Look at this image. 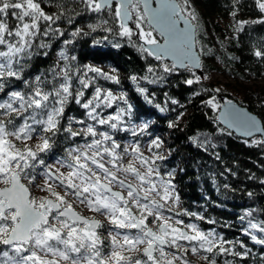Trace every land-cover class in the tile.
Wrapping results in <instances>:
<instances>
[{
  "label": "snow or ice",
  "instance_id": "6c2138e0",
  "mask_svg": "<svg viewBox=\"0 0 264 264\" xmlns=\"http://www.w3.org/2000/svg\"><path fill=\"white\" fill-rule=\"evenodd\" d=\"M73 2L92 13H101L106 8L114 11L120 21L119 35L127 37L132 46L157 60L165 56L173 58L171 65H164L165 73L179 67L190 69L199 66L197 57L191 52L190 21H195L196 15L189 0H184L183 4L175 0H155V8L151 7L152 0H115L114 8L113 0ZM255 5L264 13V0H255ZM66 11L70 10L62 5L57 14L50 15L41 7L40 0H0V264H176L177 260L181 264H189L182 255L176 254L189 250L192 254H213L218 250L216 254L228 253L244 258L247 250L234 252L226 248L225 244L230 242L214 231L204 232L196 224H186L181 219L170 222L173 217L163 214L168 200L178 204L179 196L174 195L175 186L160 177L156 163L162 158L160 153H154L149 159L141 153L138 143L131 142L121 149V144L109 131L98 130L94 124H86L84 120L66 117L65 108L71 99L86 110V116L95 125H107L113 132L131 131L133 136L145 131L146 123L137 130V126L125 120V116H131L133 107L126 94L116 95L96 86L91 98L85 99L84 89L94 82V78L88 77L89 72L119 84L117 76L92 66H87L83 74H79L81 70H74L69 62L75 57L70 58L65 49L57 54V63L47 72L26 75L28 62L35 54L34 48L47 49L50 45L44 38L64 35L59 27L54 28L53 25ZM186 11L189 19L185 20V28L181 31L176 27V18ZM68 22L72 23L71 15ZM129 22L134 24L135 31ZM102 23L107 24V21ZM245 23L238 22L237 30H243ZM252 23H264V18ZM89 27L95 30L96 26ZM157 31L165 37L163 45L154 35ZM79 34L80 29L77 28L69 35L75 38ZM133 35L143 43L137 45L133 42ZM72 43L73 39L63 41L65 46ZM42 54L48 56L47 51ZM254 55L264 59V51L256 50ZM131 79L135 82L137 78L132 76ZM199 79L196 77L195 82ZM74 80L79 86L75 91ZM14 81H19L20 85ZM185 83L192 85L194 80L188 79ZM138 91L145 93L143 88H138ZM118 101L126 107L118 104L116 115L102 117L97 111L101 106L110 108ZM206 104L213 109L218 107L214 97ZM65 119L67 123H63ZM224 119L230 126L235 123L243 128L245 135L264 131L254 119L235 110L231 102ZM74 123L84 127L73 130ZM58 134L64 135L65 140H74L82 135L85 138L84 144L67 147L65 157H53L55 165L67 169L66 172L46 164L44 159L53 153L54 137ZM29 141L35 143L30 144ZM160 143L153 140L151 148H159ZM256 143L264 144V140ZM125 155L132 157L127 165L122 163ZM136 161H139V168ZM37 167L42 169L40 175L45 177L41 191L48 194L39 200L24 183L25 180L29 184L35 181ZM140 168L144 171L141 172ZM118 173H123L125 178L121 179ZM154 174L157 179L153 178ZM54 188H60L63 195ZM114 188L120 190L114 191ZM69 196L90 211L105 216L111 225L107 237L100 231L104 225L79 215L68 201ZM167 210L172 211L171 208ZM180 215L192 214L176 213V216ZM246 215L250 217L252 214L248 212ZM150 216L153 221L148 220ZM196 218L203 219L200 216ZM244 219L241 217L242 221ZM153 222H157L156 230L149 227ZM255 233L264 234V222L249 219L243 234L253 243L264 246V235ZM240 247L246 248L242 242ZM201 259L205 264H217L215 255H202ZM225 264L231 262L225 261Z\"/></svg>",
  "mask_w": 264,
  "mask_h": 264
},
{
  "label": "trees",
  "instance_id": "16d2710c",
  "mask_svg": "<svg viewBox=\"0 0 264 264\" xmlns=\"http://www.w3.org/2000/svg\"><path fill=\"white\" fill-rule=\"evenodd\" d=\"M178 2L183 4L184 0ZM40 3L50 15L57 14L62 5L70 11H66L53 25L54 28L59 27L64 35L44 38L50 45L47 49L34 48L35 54L28 62L26 75L47 72L57 63V54L65 49L70 58L75 57L69 62L74 70H81L79 74H83L87 66H92L117 76L119 84L89 72L88 77L94 78V82L84 89L85 99L91 98L96 86L117 92V95L126 94L133 107L131 116H125V120L133 124L145 118L153 123L143 135L134 136L139 146L143 147L157 133L164 136L163 142L169 157L159 159L156 163L160 173L174 174L172 180L179 190L182 213L192 214L182 215V218L187 223L196 221L204 232L214 230L218 236L230 242L225 247L234 252L247 250L244 258L228 253L216 254L218 250L213 254L201 252L200 255H215L217 264H225V261L231 264H264V246L253 243L250 237L243 234L249 219L264 222V144L256 143L262 141L260 138L244 140L223 128L217 120L219 109L206 104L213 97L218 104V95L223 94L246 106L264 125V59L254 55L256 50L264 51V23H252L264 18V13L258 10L255 0H189L196 15L193 22L197 26L202 75L216 70L253 81L251 84H240L241 90L236 97L232 91L223 88L218 90L201 79L195 82V78L202 75L191 68L165 73L164 65L171 63L142 53L129 43L127 37L119 35L120 21L114 11L106 9L101 13H92L73 0H40ZM69 15L72 16V23L68 22ZM105 20L107 24L102 23ZM238 22H247L243 30H237ZM89 25L96 26L95 30ZM144 27L148 28L146 23ZM77 28L80 34L75 38L70 37L69 34ZM132 28L135 31L134 24ZM154 35L160 40L156 33ZM67 39H73V43L65 46L63 41ZM132 41L141 44L136 35L132 36ZM44 51L48 52L47 57L42 54ZM149 68L153 71L149 72ZM132 76L137 78L135 82ZM188 79L194 80V83L186 84ZM14 83L20 85L19 81ZM73 85L75 91L79 87L75 80ZM138 88L145 89V93L141 94ZM118 104L126 107L118 101L110 108L101 106L97 111L102 117L116 115ZM65 113L66 117L84 120L86 124H94L98 130L109 131L115 140L123 143L130 137V131L113 132L107 125H95L86 116V110L74 100H69ZM63 123H67L66 119ZM75 126L84 127L74 123L73 130H79L74 129ZM54 139L56 144L53 153L44 157L46 164L54 161V156L65 157L67 147L85 143L83 135L74 140H65L64 135L58 134ZM123 147L124 144H121V149ZM163 150L162 146L153 148L154 153H162ZM41 171L40 167L36 168V179L31 184L37 183ZM31 184L28 183V186L31 187ZM248 212L252 214L250 217L246 215ZM197 216L203 219H197ZM241 217L245 219L242 221ZM241 242L246 248L240 247ZM179 253L188 260L182 251ZM192 264H205V261Z\"/></svg>",
  "mask_w": 264,
  "mask_h": 264
},
{
  "label": "rangeland",
  "instance_id": "374dc122",
  "mask_svg": "<svg viewBox=\"0 0 264 264\" xmlns=\"http://www.w3.org/2000/svg\"><path fill=\"white\" fill-rule=\"evenodd\" d=\"M184 14L186 15V12H184ZM187 16V15H186ZM146 25H147V22H145ZM148 26V25H147ZM200 79L206 83H209V84H212L214 85L215 87H217L218 90H221V88L225 89V90H228V91H232L233 94L236 96H238L239 94V91L241 90V86L240 84H251L253 83L252 80H242V79H239L235 76H233L232 74L228 73V72H220V71H211L209 74H206V75H202L200 76ZM116 93V95L118 94L117 92H114ZM220 107V103L218 102V107L217 109H219ZM140 126V125H139ZM74 129H81V127L79 126H76ZM30 144H34L35 141H29ZM130 141L128 143H125V146L129 145ZM82 145V144H81ZM151 148V142L147 143V145L145 146V148L143 150L140 149L141 153H144L146 154V156H148L149 158H153V155L154 153H152L149 149ZM152 151H153V148H151ZM162 158H167V154L165 153V155H162L161 156ZM161 158V159H162ZM108 158L105 157V160H107ZM132 160V157L130 155H125L124 156V159L122 161V163L124 165H127L130 161ZM50 165H53L54 167L56 168H59V165H55V162L52 161L49 163ZM136 166L139 168L140 165H139V161H136ZM108 167H111L110 165H108ZM60 171H63V172H66L67 169L65 168H59ZM140 171L143 172L144 171V168H140ZM122 173H118V175H120ZM155 176V174H154ZM121 179H124V175L122 176H119ZM128 179H131V177H129ZM158 182V181H157ZM25 184H28L29 182L27 180L24 181ZM45 183V177L40 175L39 176V179L37 181V183H34V184H31V193L32 195L37 199L39 200L41 197H45L47 196L48 194L46 192H43L41 191V188L43 187ZM133 183H137L136 181H133ZM55 191L57 192H60L61 195H63V191L60 189V188H54ZM113 190H120L118 188H114ZM175 192V191H174ZM68 201L70 203H72V206L74 207V204H80L81 207H83V210L86 211L88 214H91V215H94L98 218H100V216L96 215L95 213H92L88 207H86L84 204H81V203H77L74 198L72 196H69L67 197ZM157 199V197H156ZM171 204V202H170ZM172 205V204H171ZM93 217V216H92ZM105 216H103L102 218L104 219ZM105 220V219H104ZM110 230V229H109ZM108 230V231H109ZM186 247H190L188 246L187 244H185ZM143 246H141V250H142ZM174 251V250H172ZM177 255H181V253L177 252L176 253ZM135 255V254H133ZM184 255H187V261L189 262V264L192 262H199L201 261V255L200 253L199 254H192L191 251L189 250L188 252L184 253ZM184 259V258H183ZM181 264V261L180 260H177L176 261V264Z\"/></svg>",
  "mask_w": 264,
  "mask_h": 264
},
{
  "label": "water",
  "instance_id": "95a60500",
  "mask_svg": "<svg viewBox=\"0 0 264 264\" xmlns=\"http://www.w3.org/2000/svg\"><path fill=\"white\" fill-rule=\"evenodd\" d=\"M175 2L179 3L178 0H175ZM114 5H115V0H113V7H114ZM156 6L157 5L155 3V0H152L151 7L155 8ZM142 7H143V5H141V8ZM176 19L178 21L176 27L178 30L182 31L185 28V20H188L189 17L186 16L184 13H182ZM190 24H191L190 33L192 35L191 52L195 57H197L198 62H199V66L192 67L191 69H193L194 71H196L200 75H202V56L200 54V51H199L198 45H197V26L193 21H190ZM132 25L133 24L131 22H129V26L132 27ZM155 33L161 39V40H158V42L161 45H163L165 43V37L161 36L159 31H157ZM140 43L142 44L143 42L140 41ZM152 57L155 58L154 56H152ZM162 60L167 61L171 64L173 62V58L171 56H165ZM177 70H186V68L179 67ZM218 101L220 103V107H219L218 114H217V120L222 125L223 128H225L229 132L235 134L237 137L244 139V140H251L253 138H260L261 140H264V131H252L250 135H245V130L243 128L239 127L235 123H231V126H230V123H226L225 119H224V114L229 107V102H231V106L235 110H238L241 113L247 114L249 117H251L252 119H254L256 121V124L259 128L264 129V125H263L261 119L256 114L251 112L246 106L241 105L240 103H238L234 99H229L228 97H226L223 94L218 95Z\"/></svg>",
  "mask_w": 264,
  "mask_h": 264
},
{
  "label": "built area",
  "instance_id": "2783aa9c",
  "mask_svg": "<svg viewBox=\"0 0 264 264\" xmlns=\"http://www.w3.org/2000/svg\"><path fill=\"white\" fill-rule=\"evenodd\" d=\"M148 122L149 121H146V120H143V121H141V122H139L138 123V125H137V130H139V125L141 126V125H143V124H147L148 125ZM157 138V137H156ZM157 139H159V138H157ZM167 154V157H168V153H166ZM162 155H165V153H163V154H161V156ZM149 158V157H148ZM122 175H124L123 173L122 174H120L119 176H122ZM165 181H170L171 182V184H173L175 187H174V195H178L179 196V190H178V188H177V186H176V184L173 182V180L172 179H174V176L173 175H171V176H169V174H167L166 176H164V177H162ZM158 181V180H157ZM125 195H126V193H125ZM74 198V197H73ZM75 200V199H74ZM157 200H159V197H157ZM76 201V200H75ZM77 203H79L78 201H76ZM162 203H164V201H161ZM170 202H171V204H170ZM73 208H75L76 210H78L79 212H81L82 214H84V215H89V216H93V217H96V216H94V215H91V214H88L86 211H84L83 210V207H81L80 206V204L78 205V204H74V207ZM168 208H171V209H174V210H176V211H180V210H182V203H181V200H180V196H179V202H178V204H175V203H173V201L172 200H168V202H167V204H165V208L164 209H168ZM92 212V211H91ZM92 213H94V212H92ZM96 215H98V216H100V218H98V217H96V218H98V219H100L101 221H103L104 223H105V225L109 228V229H111V225L108 223V221L106 220V218L104 217V219L102 218L104 215H101V214H98V213H95ZM163 214L165 215V216H172L173 217V220L172 221H170V222H174V220L175 219H179L178 217H175V216H173V215H171V214H169V213H166L165 211H163ZM152 221H153V217H152ZM151 226L152 227H155V226H157V222H153V223H151Z\"/></svg>",
  "mask_w": 264,
  "mask_h": 264
}]
</instances>
